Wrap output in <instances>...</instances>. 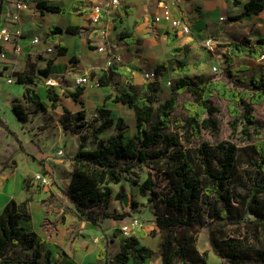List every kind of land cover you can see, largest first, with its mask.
<instances>
[{"label": "trees", "instance_id": "trees-1", "mask_svg": "<svg viewBox=\"0 0 264 264\" xmlns=\"http://www.w3.org/2000/svg\"><path fill=\"white\" fill-rule=\"evenodd\" d=\"M232 1L235 5L240 0ZM79 1H76L71 9L48 1H40L38 9L45 13L59 12L61 14L77 11ZM264 10V0H248L244 11L234 19H242L245 16L258 14ZM80 34L83 28L69 26L63 28L53 25L49 30V40H56L62 33ZM122 39L128 42H136L138 38L133 34L123 33ZM176 33L169 40L170 46H174ZM231 56H228L229 65L234 64L235 56L247 55L256 59L264 55V37L257 42L245 36L239 40L227 44ZM58 54H64L66 48L58 44ZM189 46L172 47V55L168 63L174 65L173 71L179 75L172 84L173 96L159 102L156 94L158 87L155 84L160 72L168 66L163 63L156 69L157 79L148 81L141 86V92L137 91L138 85L130 84L129 90L119 91L114 101L128 105L135 112L137 119V135L126 140V126L122 118L117 121L111 116V110L101 108L99 115L87 119L84 111L72 113L64 108L65 114L61 118V124L71 133H77L85 128H91L95 135L103 133L108 128L116 125V134L107 140L100 139L94 149L87 148V139L81 138V144L73 156L72 179L66 194L75 204L79 215L86 216V220L94 224L100 221L92 214L85 212V206L89 202L102 203L108 206L112 195L110 184H119L123 180H131L139 183L134 176L135 169L141 165L160 162L166 165L169 172L171 186L167 192L160 195L151 179H146L141 186V191L146 194L150 191L149 200L155 203L154 220L162 232L161 254L163 264H206L196 249V234L203 229L215 233L225 232L226 220L256 224L257 232L264 230V139L252 145V156L249 165L254 168L255 174L252 183L248 185V191L236 204L228 187L229 179L236 171V159L238 149L232 143H220L217 148L203 145L198 149L202 160L196 161L188 148L172 150L181 145V137L172 135L167 130L172 126L173 115L178 107L177 95L191 93L192 100L184 102L187 116L183 121L184 135L186 139L191 137L199 139L204 129H217L218 120L214 114L219 107L212 103V98L218 96L228 101L229 114L232 117L233 128L236 129L239 121L244 123V132L251 136L250 126L256 125L254 106L264 101V76L237 77V72L246 69H230L225 72L228 81L217 79L215 75L190 74L191 65L180 57L188 54ZM54 59L48 61V65L38 72L41 76L49 78ZM35 66L30 65L26 71H15L19 83L26 86L24 98L36 104L37 109H46L40 94L33 87L37 82L38 72ZM123 73L116 64L109 67V71L93 73L92 79H97L101 86L111 85L113 74ZM3 73H0L2 75ZM130 77L131 74L127 73ZM48 97L54 108L58 106L60 94L54 86L47 84ZM85 91L84 84H78L75 91L67 93L76 103L83 104L80 96ZM13 110L23 123L28 121V113L22 107L21 99L13 101ZM72 118V123L71 119ZM98 122H101L97 125ZM0 123L15 138L17 133L0 118ZM161 146L160 149L153 148ZM27 186V179L24 180ZM121 187L117 196L123 195ZM209 200V210L206 212L200 206V202ZM32 197L19 201L11 199L0 214V264H53L51 252L44 253L42 244L44 240L34 231H28L22 221L31 220L30 202ZM128 213L105 211L103 217L113 219H125ZM217 220V221H215ZM210 234V243L214 253L221 259V264H264V246L254 253H246L241 250L239 241L228 237L216 239ZM19 247L16 256H6L11 248ZM28 252L30 259H24L22 253ZM155 251L140 245L135 236H125L121 240V250L109 264H126L130 260L134 264H146L147 260L154 257ZM102 258L101 252L98 254ZM57 264V263H55ZM70 264H79L72 262ZM100 264V263H88Z\"/></svg>", "mask_w": 264, "mask_h": 264}, {"label": "crops", "instance_id": "crops-1", "mask_svg": "<svg viewBox=\"0 0 264 264\" xmlns=\"http://www.w3.org/2000/svg\"><path fill=\"white\" fill-rule=\"evenodd\" d=\"M15 1L0 0V25H9L15 32L22 35L19 42L23 46V50L18 53L12 44L0 45V50L7 54V58L2 59L0 57V61L7 60L9 62L4 71L1 67L2 64H0V73L4 75L7 72L12 74L15 71H25L30 65L36 66V64L46 68L49 59L53 58L49 78L57 81V85L58 82L60 83L56 87V91L65 92L66 96L67 93L76 90L77 79L81 76L92 78L93 73L109 71V67L106 65V55L97 50V44L102 42L101 31L105 29L109 42L114 45V50L123 58L122 63L116 64L123 73L113 74L111 85H99L97 86L99 88L95 87L96 85L90 88L85 86V91L80 96L83 104H85V98L98 92L94 98L98 104L102 103L100 109L111 110L105 106V100L109 95L114 100L115 95L119 92L116 90L117 79L122 80L123 84L127 85L128 90L130 84H145L142 77L144 72L156 71L161 64L168 63L172 57L170 54L172 47H190L188 54L182 55V58L186 57L191 69L193 64L190 57H199V66L195 68L196 73H192L190 69L192 74L213 75L210 71L211 67L214 70H217L218 67L224 69L234 67L228 63L226 54H228L229 48L220 45L222 41L229 38L235 41L248 36L252 42H257L264 37V10L242 19L233 18L244 11L245 3L248 0H240L238 5L228 0H175L171 6L172 14L175 18H187L191 23V33L176 31L165 20L156 22L155 17L163 14V8L155 0H120L121 5L106 12L103 20L98 24L92 23V7L96 4H105L110 0H45L67 9H71L76 1L80 2L76 12L66 14L49 11L43 13L38 9V3L44 0H25L29 3V8L19 10V20L13 19V12L16 11ZM64 20L66 21L64 22ZM227 20L230 22L225 26L218 23ZM53 25H59L63 28L80 26L83 28V32L80 34L64 32L52 41L48 37L49 30ZM123 33L133 34L138 40L128 42L122 39ZM173 33H176V41L174 46H170L169 40ZM36 37L40 39V42L33 44L32 41ZM209 38L214 41L212 49H201L200 44ZM58 44H62L66 48L64 54H58L54 51L48 52L49 47L56 49ZM39 55H43V61H39ZM261 59L263 58L256 59L247 55L235 56L234 65L248 69L251 62ZM169 67L173 70L174 65L168 63L165 69ZM127 73H130L131 76L129 77ZM26 86L24 85L23 97ZM61 92L59 93L60 97ZM66 97L69 101L64 108H68L70 111L73 109L74 112L82 111L77 110V108L78 106L83 107V104L76 103L71 97ZM16 98L20 97H10L11 104ZM0 118L2 117L0 116ZM10 128L15 131L11 126ZM5 130L8 132L6 128ZM60 143L63 144L62 141ZM41 154L43 155V153ZM73 155L74 153L71 156ZM53 160L63 162L61 159ZM46 164L48 168L51 166L55 169L54 174L58 181L56 185L51 183L50 186H46L47 192L44 194L46 196L54 194L53 197L56 200L63 191L66 192L69 188L72 179L73 160L71 165H67V163L56 165L50 159L46 161ZM65 166H68V173ZM24 180L18 171L12 174L8 173L5 180L0 179V214L11 199L15 198L22 201L27 198L23 195ZM66 198L68 199V196ZM34 203L32 197L29 204L32 218L22 221V225L28 231L36 232L44 240L43 251L44 253L51 252L53 264H70L72 262L109 264L113 257L120 252L121 240L125 235L122 231L119 233L117 229H121L125 219H122V223L115 219V228H107L102 222L94 224L81 218L77 210V214H67L66 220H63L59 216L64 213V208L62 205L53 204L54 202L37 206H34ZM152 223L153 225H143L132 235L137 237L140 245H146L150 248H152L151 231H157V236L160 234L156 222ZM100 252L102 258L98 256ZM126 264L134 263L130 260Z\"/></svg>", "mask_w": 264, "mask_h": 264}, {"label": "rangeland", "instance_id": "rangeland-1", "mask_svg": "<svg viewBox=\"0 0 264 264\" xmlns=\"http://www.w3.org/2000/svg\"><path fill=\"white\" fill-rule=\"evenodd\" d=\"M66 20H64L65 22ZM230 21L218 22L222 26H225ZM222 41V40H221ZM232 40L222 41L220 45L227 46ZM201 49L206 47L200 44ZM229 48V47H228ZM58 51V47L54 49V52ZM228 56L231 53L227 52ZM182 60L187 62L186 57ZM39 61H43V55L38 56ZM191 63L193 68L192 73H196L195 68L199 66V57L191 56ZM7 60H1L0 64L3 67V71L6 70ZM45 65V64H44ZM172 65V64H171ZM6 66V67H5ZM231 68H217V70L210 69L211 73L216 76L217 79H223L228 81L225 72L238 68L242 69L241 66H236ZM248 69H243L237 72V77H261L264 76V58L259 61H253L248 66ZM29 68V67H28ZM27 68V69H28ZM35 71L38 72L40 69H44V66L34 67ZM26 69V70H27ZM25 70V71H26ZM191 75H195L192 74ZM144 83L148 81L142 76ZM179 77L170 67L163 69L159 74V79L155 81L158 91L156 92L159 102L164 101L173 96L172 84L175 78ZM8 78H12L13 82H8ZM91 78V77H90ZM96 79H92L85 86L91 87L96 84ZM47 78L41 76L38 72L37 82L33 87L41 96V100L44 103L46 109H37L36 104L28 102L22 95L24 91V84L19 83L13 73H4L0 76V116L18 133V139L15 138L11 133L7 132L5 128L0 123V179L5 180L8 173L20 172L22 180L27 179V186L24 187L23 195L24 197L32 196L34 200V206L44 205L54 202L53 204L63 206L64 213L59 217L66 220L67 214H77L76 206L72 201L66 198L68 196L65 191L55 200L54 194L46 196L44 192L46 191V186H50L51 183H57L55 177V169L51 166H47L46 161L51 160L56 165L59 163H67V165L72 164L73 153L75 154L81 144V138L85 137L87 139V148L94 149L98 145L100 139L107 140L112 135L116 134V125L108 128L103 133L95 135L91 128H85L77 133H71L70 129H65L61 124V118L65 114L64 107L67 106L68 98L65 96V92H61L60 101L57 108H54L52 101L48 97L47 92ZM60 83L58 82V85ZM58 85H54L55 90ZM143 85V84H142ZM137 88V91L141 92V86ZM99 88V87H97ZM116 90L127 91L128 87L123 84L120 79L116 80ZM59 92V93H60ZM98 94V92H97ZM96 93H92L91 97L85 98V104L78 106L77 110H82L86 113L87 119L95 118L99 115L100 106L102 103L98 104L95 102L94 96ZM20 97L22 107L28 113V121L23 123L19 120L13 110V102L11 104L10 97ZM193 95L191 93H185L182 95H177L178 107L176 108L173 115L172 126L167 130L172 135H178L181 137V145L173 148L172 150L188 148L192 152L193 158L200 162L202 160V155L199 154L198 149L203 145H209L213 148H217L220 143H232L237 149V159H236V171L234 175L228 181V187L234 197L235 203L238 204L239 200L248 191V185L252 183L254 178L255 170L249 165V159L252 156V145L264 139V101L261 104L254 106V114L256 116V125L250 126L251 136L244 132V123L239 121L236 129L232 125V117L229 114L228 101L220 99L217 95L212 98V103L219 107V111L214 114V117L219 122V127L217 129H204L202 136L197 139L191 137L189 140L186 139L184 135L183 121L187 116V110L184 107V102L187 100H192ZM105 106L111 108V116L117 121L119 118L123 119L126 126L125 138L129 140L137 135V119L135 112L128 105L115 102L113 98L109 96L106 97ZM72 113L75 110L71 109ZM70 118V117H69ZM71 123H72V118ZM101 122H98L99 125ZM24 126V129H23ZM24 130V131H23ZM62 141L63 144L60 143ZM161 146L153 148L160 149ZM58 150H63L65 154L62 157L57 156ZM75 150V151H74ZM43 153V155L41 154ZM53 159H61V161H54ZM68 166H65V170L68 173ZM12 172V173H11ZM48 173L52 177V181L49 185H43L41 182L37 181L35 176L38 173ZM139 183H134L131 180H123L119 184H110L112 187V195L109 200L108 206H104L102 203H92L88 202L85 206V212L92 214L97 217L104 226L115 228V219L103 217L105 211H116L119 213H128L125 218V222L129 223L132 218H138L142 226L143 225H153L155 203L149 200L150 191L147 190L146 194L141 191L142 183L146 179H151L156 186V191L163 195L167 192V189L171 186V180L169 172L166 165L160 162H153L148 165H141L135 169V175ZM123 188L124 192L121 198H118V193ZM57 197V196H56ZM264 199V196H262ZM209 200L205 199L200 202V206L204 211L209 210ZM58 206V207H59ZM55 207V206H54ZM55 209V208H53ZM79 215V214H78ZM80 216V215H79ZM83 219H87L85 214L80 216ZM217 221V220H215ZM122 223L123 220L119 219ZM123 224V225H124ZM138 228L132 230L134 235ZM225 232H215L214 237L216 239H222L232 237L239 241L241 250L246 253H254L264 246V230L257 232L256 224L251 221L237 222L226 220ZM119 233L121 229H117ZM159 231V236H157V231L152 230V242L151 247L155 251L154 257L147 260L146 264H163L162 254H161V242H162V232ZM209 229L200 230L196 234V249L201 257L206 261V264H221V259L214 253L213 248L210 243ZM19 253V247H13L6 256H16ZM24 259H30V254L28 252L22 253ZM61 258H63L61 256ZM17 264V263H16ZM24 264V263H20Z\"/></svg>", "mask_w": 264, "mask_h": 264}, {"label": "built area", "instance_id": "built-area-1", "mask_svg": "<svg viewBox=\"0 0 264 264\" xmlns=\"http://www.w3.org/2000/svg\"><path fill=\"white\" fill-rule=\"evenodd\" d=\"M158 2V4L163 8V14L156 16L155 21L159 22L161 20H165L169 22L172 26L173 29L176 31H182L185 33H191L192 28H191V23L190 21L185 18H175L172 14L171 11V6L174 4L175 0H155ZM121 5L120 0H110L109 2L105 4H96L92 7V16L91 20L92 23L98 24L103 20L104 14L106 12H109L110 10L114 8H118ZM15 7L16 11L13 12V19L14 20H19L20 15H19V10L22 9H28L29 8V3L26 2L25 0H16L15 1ZM19 32H15L9 25H0V45H5V44H12L14 46V50L18 53L22 52L23 46L19 42V39L22 37V35ZM107 30L103 29L101 31V38L102 42L101 44H97V50L100 53H104L106 55V65L108 67L114 65V64H119L123 62V58L121 54L117 53L114 50V45L109 42L108 37H107ZM40 42V39L38 37L34 38L32 43L37 44ZM202 44L209 49H212L214 45L213 39L209 38L206 39L202 42ZM54 51V47H49L48 52L52 53ZM0 57L2 59L7 58V54L5 51L0 50ZM264 58V55L262 56ZM144 78L147 81H155L157 79V73L156 71H145L144 72ZM91 79L89 76H81L79 79H77V84H84L86 85L88 82H90ZM96 84L99 86V82L96 79ZM8 82H13L12 78L8 79ZM47 83L49 85H57V81L48 78ZM171 85V82H169ZM57 156H63L65 153L63 150H58L56 153ZM36 180L41 182L43 185H49L52 181V177L48 173H38L35 176ZM142 223L138 218H132L129 223L124 224L121 227V230L125 236H132V230L134 228H141Z\"/></svg>", "mask_w": 264, "mask_h": 264}]
</instances>
